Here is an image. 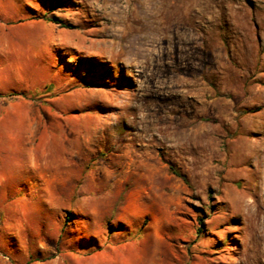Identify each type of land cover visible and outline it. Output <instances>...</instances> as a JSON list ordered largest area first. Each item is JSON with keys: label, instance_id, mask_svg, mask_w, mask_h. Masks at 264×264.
I'll list each match as a JSON object with an SVG mask.
<instances>
[{"label": "rangeland", "instance_id": "obj_1", "mask_svg": "<svg viewBox=\"0 0 264 264\" xmlns=\"http://www.w3.org/2000/svg\"><path fill=\"white\" fill-rule=\"evenodd\" d=\"M0 264H264V0H0Z\"/></svg>", "mask_w": 264, "mask_h": 264}, {"label": "trees", "instance_id": "obj_2", "mask_svg": "<svg viewBox=\"0 0 264 264\" xmlns=\"http://www.w3.org/2000/svg\"><path fill=\"white\" fill-rule=\"evenodd\" d=\"M51 22L56 23V24H59V25L61 24V21L58 18H55V17L52 18ZM199 221H200V223H202V220H199ZM200 232H201V230H198L197 233H200Z\"/></svg>", "mask_w": 264, "mask_h": 264}]
</instances>
